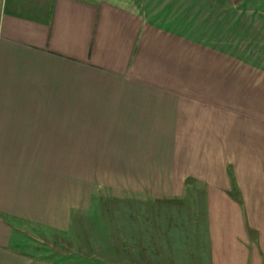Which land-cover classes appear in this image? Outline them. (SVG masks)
<instances>
[{"label": "crops", "instance_id": "1", "mask_svg": "<svg viewBox=\"0 0 264 264\" xmlns=\"http://www.w3.org/2000/svg\"><path fill=\"white\" fill-rule=\"evenodd\" d=\"M194 3L0 0V264H264V22L230 54L197 38ZM64 140L178 153L120 189L139 211L127 197L90 228L100 182L64 183ZM84 235H107V257L54 248Z\"/></svg>", "mask_w": 264, "mask_h": 264}, {"label": "rangeland", "instance_id": "2", "mask_svg": "<svg viewBox=\"0 0 264 264\" xmlns=\"http://www.w3.org/2000/svg\"><path fill=\"white\" fill-rule=\"evenodd\" d=\"M148 4L150 12L163 11L164 13H172L171 9L174 5H181V9H183L185 5H188V0H148ZM193 5L196 16L195 20L192 21V28L196 31L197 38L200 41L208 42L211 45L222 46L224 48H227L228 45L230 54H237L236 43H238V36L241 35L243 30H246L241 27L242 21L264 22V0H195ZM261 30L264 31V28ZM262 34H264V32H262ZM258 37L259 36L256 38L257 41L264 38V36H260L261 39ZM242 41L243 39L240 40L241 43ZM258 45L262 46L258 43L255 46ZM259 48L260 47H257L256 50L253 51L257 53L254 55L264 56V53L258 50ZM240 57L243 58L242 55ZM240 57L238 60H236V58L233 59L232 62L236 63L238 61L242 63L243 59ZM94 145L95 143L92 140H64V158L67 159L66 163H68V165L64 164L66 166L64 169V183H67L71 189L83 182L85 185H87L88 182H100L93 186L90 193L92 197H100L97 204L92 203V206L90 205V211L97 213V217L95 216L97 220L93 219L95 218L93 216V218H90L85 223H87V226L90 228L107 229L109 225L108 216L119 213V211L123 210L120 209V207L126 205L123 199L128 197L132 205V207H128V211L135 213L139 211V193L128 192L126 194V192H122L121 190L123 188L128 189L132 186L133 189L138 191L140 184L145 183L144 179L152 182L153 180L158 181V179H161L162 175H168V173H170L169 171L168 173L166 171L161 172L162 168L156 165L158 161L160 162V159H166L165 166L168 169V166L172 165L171 162H168L167 165V157L172 159L173 153L178 152L102 151L99 150V147ZM187 153L188 151H180L176 160L177 166L179 159L181 160V168L183 164L187 165V160H185L188 158ZM78 155L79 157L85 158L84 165L80 164V166H78L76 164V156ZM88 158L90 160H88ZM158 169L160 173L156 171ZM160 174L161 176L159 177ZM110 182L112 185L117 186L115 190H111L107 187ZM156 190L162 192L163 189L157 188ZM90 211L85 210L84 216L90 215ZM87 226L84 225V227ZM68 237L64 238L62 245H60V241L56 243L55 239L53 241L54 248L62 249L63 252L64 249H68V252H71L69 254H73L77 257L78 253L89 256L93 254V252H87L88 245H91L92 242H97L103 246V248L101 250H94V253L98 256H102V258L107 257L108 251L105 245L110 243L107 235H99L98 239L92 242H90V239L93 237L90 235L81 236L77 242ZM81 246H83L82 249Z\"/></svg>", "mask_w": 264, "mask_h": 264}]
</instances>
